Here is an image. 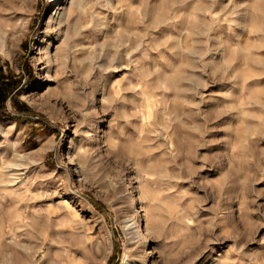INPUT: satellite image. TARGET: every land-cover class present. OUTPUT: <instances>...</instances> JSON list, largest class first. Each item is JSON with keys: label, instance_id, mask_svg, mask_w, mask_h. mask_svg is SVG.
<instances>
[{"label": "clouds", "instance_id": "1", "mask_svg": "<svg viewBox=\"0 0 264 264\" xmlns=\"http://www.w3.org/2000/svg\"><path fill=\"white\" fill-rule=\"evenodd\" d=\"M0 264H264V0H0Z\"/></svg>", "mask_w": 264, "mask_h": 264}, {"label": "trees", "instance_id": "2", "mask_svg": "<svg viewBox=\"0 0 264 264\" xmlns=\"http://www.w3.org/2000/svg\"><path fill=\"white\" fill-rule=\"evenodd\" d=\"M17 83L18 81L12 80L10 75H4V70L0 68V103Z\"/></svg>", "mask_w": 264, "mask_h": 264}]
</instances>
